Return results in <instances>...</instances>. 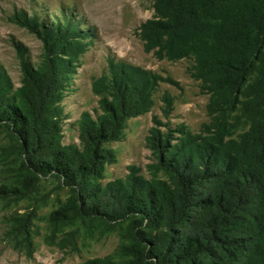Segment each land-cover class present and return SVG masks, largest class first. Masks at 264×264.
<instances>
[{
    "label": "trees",
    "instance_id": "16d2710c",
    "mask_svg": "<svg viewBox=\"0 0 264 264\" xmlns=\"http://www.w3.org/2000/svg\"><path fill=\"white\" fill-rule=\"evenodd\" d=\"M151 3L153 17L139 26L146 44L170 58H194L193 75L218 94L210 112L245 127L239 141L186 135L172 142L171 133L153 130L148 177L131 165L103 183L105 165L115 161L105 144L119 138L127 116L145 110L141 86L111 77L114 101L102 99L96 118L81 115L80 145L64 144L71 63L63 56L71 57L76 32L66 18L53 31L22 17L43 38V55L34 66L18 51V87L0 67V153L17 165L16 179L0 183V198H27L41 178H52L68 192L49 216L54 230L71 222L90 234L119 230L118 261L80 264H264V0ZM33 213L11 216L14 247L30 245Z\"/></svg>",
    "mask_w": 264,
    "mask_h": 264
},
{
    "label": "rangeland",
    "instance_id": "374dc122",
    "mask_svg": "<svg viewBox=\"0 0 264 264\" xmlns=\"http://www.w3.org/2000/svg\"><path fill=\"white\" fill-rule=\"evenodd\" d=\"M153 15L151 0H0V67L14 87L21 80L18 51L34 66L43 55V38L20 20L35 18L39 30L49 26L54 31L57 22L66 18L76 32L71 57L63 56L71 63L61 101L64 144L80 145L81 115L86 112L96 118L104 113L102 99L114 101L111 77L141 86L145 110L127 116L119 138L105 144L114 151L115 161L105 165L103 183L123 178L131 165L148 177V164L153 159L147 137L153 130L171 133L172 142L190 135L226 145L237 143L245 129L232 118H228L229 123L210 112L209 105L216 102L218 94L208 79L193 75V57L170 58L158 46L146 44L139 26ZM5 143L0 133V147ZM16 167L12 156L0 153V183L13 182ZM67 196V189L54 179L41 178L27 198H0V264H80L106 256L119 260L121 237L117 229L90 234L77 222L52 228L49 216ZM32 207L30 245L14 247L10 218ZM66 236L69 240L63 239Z\"/></svg>",
    "mask_w": 264,
    "mask_h": 264
}]
</instances>
